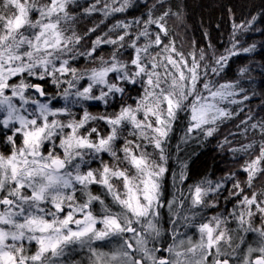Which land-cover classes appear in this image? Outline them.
<instances>
[{
	"label": "snow or ice",
	"instance_id": "obj_1",
	"mask_svg": "<svg viewBox=\"0 0 264 264\" xmlns=\"http://www.w3.org/2000/svg\"><path fill=\"white\" fill-rule=\"evenodd\" d=\"M180 7L0 0V264H264V117L248 68L228 78L264 0H234L220 53L177 49ZM213 140L239 164L215 181L190 167Z\"/></svg>",
	"mask_w": 264,
	"mask_h": 264
},
{
	"label": "trees",
	"instance_id": "obj_2",
	"mask_svg": "<svg viewBox=\"0 0 264 264\" xmlns=\"http://www.w3.org/2000/svg\"><path fill=\"white\" fill-rule=\"evenodd\" d=\"M111 3V0H109ZM234 0H173V3L180 4L179 11L182 14V19L178 20L176 17H172L168 21V28L172 33L173 38L176 40V47L178 50H182L185 53L191 52L194 47L204 48L208 53H211L213 49L208 48L211 43L217 53L223 52L225 47H231V35H232V23L233 16L228 13V8L232 7ZM261 0H240V7L238 12H242L245 18L248 17V11L253 7H259ZM225 5L228 7L226 8ZM143 11V9H141ZM177 11V9H173ZM137 16L139 12L135 13ZM255 14V12H253ZM101 16H96L95 23H98ZM129 20L131 16L127 17ZM114 20L106 21L108 27H111ZM237 23H244L243 19H238ZM84 26L92 27V23L88 21H82L79 25L80 28ZM264 29V24L257 23L253 31L247 33H241L240 40L245 46H249L253 43L257 45L256 52L249 54L247 58H241L236 60L232 64V71L229 73L228 78L233 79L239 68L247 67L248 73L244 77L245 87L249 88V95H252V89L255 88L256 98L252 100L249 106L245 107L244 118L247 119L249 115V108L251 114L255 116L256 120L264 117V111H260V107L264 104L259 97L264 95V90L260 89L261 82H264V49L261 48V44H264V36H261L259 31ZM107 31V28L104 29ZM207 33V35H205ZM103 35V33H101ZM110 49L106 48L104 52L105 59H109L108 53ZM126 58V57H125ZM79 67L83 68L84 65ZM254 81L253 85H249L246 81ZM223 82V81H222ZM93 114L102 112L103 108H92ZM239 124V121H236ZM229 130L233 133H237V128L228 124L223 128V132L220 136V140L224 139V136L228 134ZM239 131H243L240 129ZM181 135L179 131L175 134ZM251 135V131H249ZM229 139L233 137L229 136ZM236 140H243V136L237 135ZM175 143V140L173 141ZM216 141L213 140L211 144L206 147H197L191 145V148H196L199 153V157L195 159V163L190 165L191 171L202 176H207L208 179L213 181L225 176L229 171H235L239 168V164L234 162V158L229 153H222L215 147ZM238 143L233 142V147H239ZM191 148L188 151H191ZM183 155V153L181 154ZM230 187V185H229ZM169 191L171 188V182L169 178ZM185 195H188L185 192ZM223 204V200H221ZM228 209L231 210V205H228ZM223 211V208H221ZM213 211H208L207 215L212 216ZM215 215V214H214Z\"/></svg>",
	"mask_w": 264,
	"mask_h": 264
},
{
	"label": "rangeland",
	"instance_id": "obj_3",
	"mask_svg": "<svg viewBox=\"0 0 264 264\" xmlns=\"http://www.w3.org/2000/svg\"><path fill=\"white\" fill-rule=\"evenodd\" d=\"M212 213H214V212H212ZM214 214H215V213H214ZM214 214H213V215H214ZM209 217H210V216H209ZM181 231H183V229H181Z\"/></svg>",
	"mask_w": 264,
	"mask_h": 264
}]
</instances>
